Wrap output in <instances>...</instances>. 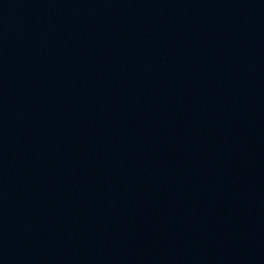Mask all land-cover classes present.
Segmentation results:
<instances>
[{
	"label": "water",
	"instance_id": "obj_1",
	"mask_svg": "<svg viewBox=\"0 0 264 264\" xmlns=\"http://www.w3.org/2000/svg\"><path fill=\"white\" fill-rule=\"evenodd\" d=\"M0 264H264V0H0Z\"/></svg>",
	"mask_w": 264,
	"mask_h": 264
}]
</instances>
